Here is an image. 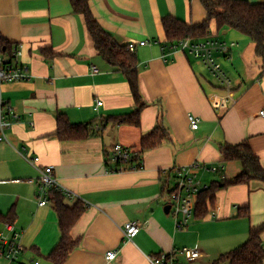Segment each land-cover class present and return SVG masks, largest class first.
Returning a JSON list of instances; mask_svg holds the SVG:
<instances>
[{
	"label": "crops",
	"instance_id": "1",
	"mask_svg": "<svg viewBox=\"0 0 264 264\" xmlns=\"http://www.w3.org/2000/svg\"><path fill=\"white\" fill-rule=\"evenodd\" d=\"M90 5L97 22L118 45L146 41L135 52L139 93L146 106L137 127L109 126L85 140L60 141L54 136L58 113L71 124H87L96 132L103 119L133 112L128 83L98 55L83 17L73 12L69 0H0V35L12 47L22 45L20 61L31 76L0 88L1 98L19 116L6 130L8 142H0V212L15 214L13 225L21 233L23 249L20 261L52 264L48 257L61 237L50 202L38 205L39 173L21 157L24 148L40 158L41 167L52 166L60 185L78 197L66 199L68 206L78 200L86 206L70 231L78 245L65 264H149L148 257L182 249L197 251L193 264H211L242 245L249 229L264 222V183L218 190L214 207L203 219L193 217L195 223L175 231L165 213L168 177L163 173L198 161L223 165L222 176L233 178L241 165L223 163L220 147L243 141L264 169V118L259 116L264 110V76L249 68L244 78L230 77L237 44L216 61L231 81L230 92L217 87L188 55L176 52L171 63L162 60L166 43L162 18L200 23L206 18L200 0H90ZM215 30L211 37L220 41L238 39L231 30L220 34ZM241 55L244 58V52ZM92 67L98 73L92 74ZM97 101L102 102L99 108ZM189 115L199 120L197 130L190 128ZM158 124L168 138L141 155L140 170L106 172L113 145L137 151L142 137ZM199 176L208 185L217 179L204 171ZM243 208L248 217L238 214ZM128 222L141 227L131 241L123 235ZM261 239L264 244V233ZM109 251H117L111 262L105 260ZM175 259L186 262L179 254ZM0 264L6 263L0 259Z\"/></svg>",
	"mask_w": 264,
	"mask_h": 264
},
{
	"label": "trees",
	"instance_id": "2",
	"mask_svg": "<svg viewBox=\"0 0 264 264\" xmlns=\"http://www.w3.org/2000/svg\"><path fill=\"white\" fill-rule=\"evenodd\" d=\"M69 1L73 12L83 17L86 30L98 55L116 71L121 72L126 79L134 101V110L129 114L110 116L103 119L100 122L101 129L99 132H95L87 124L73 125L68 121L66 115L58 113L56 115L54 136L60 141H81L90 136L99 135L107 130L109 126L114 127L123 124L139 126L140 112L146 104L142 101L139 93L138 63L135 54H131L126 45H118L100 26L93 15L90 0ZM200 3L206 12V18L200 23L188 24L171 16L162 18L161 26L166 43L175 45L185 39L200 41L210 37L215 29L217 34L222 33L224 30H234L254 44L256 57L261 58L264 62V3H251L247 0H200ZM11 47L12 45L0 35V53L8 55ZM261 70V77H263L264 65ZM167 138V130L158 124L150 133L142 137L137 156L141 157L143 153L160 146ZM220 154L223 163H240L241 172L230 179L217 175V179L210 184L209 190L201 192L197 196L194 218L198 220L203 219L214 207L215 193L218 190L230 186L248 185L252 181L264 183V169L247 141L237 145L225 144L220 147ZM137 156L130 164L139 162ZM108 163L106 164L107 167L111 168L113 165ZM137 166H139V163ZM163 191L165 193L166 189ZM65 200L63 194L58 191L51 190L48 193V201L57 215L61 235L58 244L48 257L52 264H65L71 252L77 247L78 240L71 238L70 231L86 209V206L80 200L73 206H68ZM238 214L241 217L249 216L247 208L241 209ZM14 218L15 214L12 210L6 214L0 212V228L5 223L13 224ZM263 233L264 222L251 227L247 239L242 245L218 256L211 264H263L264 244L261 239Z\"/></svg>",
	"mask_w": 264,
	"mask_h": 264
},
{
	"label": "built area",
	"instance_id": "3",
	"mask_svg": "<svg viewBox=\"0 0 264 264\" xmlns=\"http://www.w3.org/2000/svg\"><path fill=\"white\" fill-rule=\"evenodd\" d=\"M145 46L146 41L138 44L128 43L127 50L131 54H135L136 46ZM236 46L235 42L220 41L213 37H208L200 41H191L189 39L181 40L175 45L165 43L162 45V60L165 63L173 61L172 56L176 52L188 55L199 62L204 69L210 74L212 82L219 88L226 89L230 92L231 81L224 71L218 66V57H227L230 50ZM23 56V47L21 44H15L11 47L8 55L0 53V88L6 83H15L26 81L31 78L28 70L20 59ZM91 73L96 74L98 70L91 68ZM102 106V102L97 101L96 108ZM259 116L264 118V110L259 112ZM19 119L13 108L10 107L0 96V142H8L6 130L10 129L13 123ZM188 122L192 130L198 129L199 120L192 115L188 116ZM100 127L96 131H100ZM21 157L31 166L38 170V187L35 197L39 206H46L48 201V193L51 190L58 191L63 194L65 199L73 200L78 198L60 183L54 176V168L52 166L41 167L39 165L40 158L32 156L26 149L20 152ZM138 152L129 147L120 144L113 145L109 155V163L113 165L111 168L106 167V172L123 173L127 171L140 170V159ZM138 157L139 162L130 164L134 157ZM139 163V166H137ZM209 172L214 175H223V165H204L195 161L185 167H174L170 171L163 174L168 177L166 189V207H169L168 214L174 224L175 231H183L188 227L189 221L194 217V208L197 196L204 191L209 190L210 185L201 181L200 172ZM137 222H128L124 225L123 235L126 241H131L140 231ZM21 233L16 230L13 224L5 223L0 228V259L6 264H39L38 261L22 263L20 261L23 252L20 244ZM182 255L188 264H193L198 259V253L193 249L173 250L170 253H162L154 257H148L149 264H181L175 259L176 255ZM117 256V251H109L105 255L107 262L113 261Z\"/></svg>",
	"mask_w": 264,
	"mask_h": 264
},
{
	"label": "rangeland",
	"instance_id": "4",
	"mask_svg": "<svg viewBox=\"0 0 264 264\" xmlns=\"http://www.w3.org/2000/svg\"><path fill=\"white\" fill-rule=\"evenodd\" d=\"M230 33H233L238 37V39L233 38V40H234L233 42H235L237 44V46L232 49V53H233L232 59H234L233 63L231 65H229L230 63H228V65H229L228 70L230 73L229 74L230 77L233 80H235L238 78V74H240L239 78L240 77L244 78V76L247 74V72H244V71L245 70L247 71L249 68H252L253 70H257L258 74H260L262 72L261 67L264 65V62L262 61L261 58L255 57L254 44L249 39H247L245 36H243L242 34L234 32V30H231ZM224 38L229 39L228 36H225ZM240 45H241V47H240ZM242 52H244V58H242V55L240 57V53L242 54ZM240 60H242L243 62H240ZM243 64H244V66H243ZM228 65H226V67ZM195 221L196 220H194V218L191 219L189 221V226H191L193 223H195ZM183 264H187V263L183 262Z\"/></svg>",
	"mask_w": 264,
	"mask_h": 264
},
{
	"label": "water",
	"instance_id": "5",
	"mask_svg": "<svg viewBox=\"0 0 264 264\" xmlns=\"http://www.w3.org/2000/svg\"><path fill=\"white\" fill-rule=\"evenodd\" d=\"M5 50L3 49V52H4ZM168 211H169V207L167 206V207H165V213L166 214H168Z\"/></svg>",
	"mask_w": 264,
	"mask_h": 264
}]
</instances>
